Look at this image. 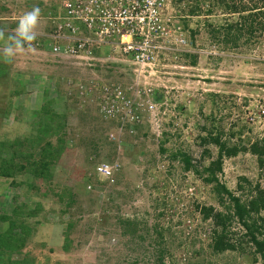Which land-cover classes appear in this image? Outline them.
I'll list each match as a JSON object with an SVG mask.
<instances>
[{
  "label": "rangeland",
  "instance_id": "1",
  "mask_svg": "<svg viewBox=\"0 0 264 264\" xmlns=\"http://www.w3.org/2000/svg\"><path fill=\"white\" fill-rule=\"evenodd\" d=\"M51 2L0 0V32L6 37L26 11L39 7L41 14ZM224 4L253 3L172 2L173 32L186 45L142 79L152 93L139 100L141 123L117 140L111 134L118 128L84 92L94 80L132 79L128 67L61 61L37 38L10 62L0 58V156L16 166L0 176V218L7 219L0 235L11 222L15 233L0 242V264H157L159 247L163 264H264L248 247L213 253L210 222L199 213L204 205L222 210L204 181L217 148L202 138L211 133L244 146L264 138V29L255 43L233 47L222 27L244 13ZM216 178L242 198L241 178L264 188V170L249 152L224 158ZM240 229L234 220L232 231Z\"/></svg>",
  "mask_w": 264,
  "mask_h": 264
},
{
  "label": "built area",
  "instance_id": "2",
  "mask_svg": "<svg viewBox=\"0 0 264 264\" xmlns=\"http://www.w3.org/2000/svg\"><path fill=\"white\" fill-rule=\"evenodd\" d=\"M174 1L52 0L40 14L42 30L36 32L35 45L46 47L53 57L84 61L88 66L109 59L129 68L132 79L94 80L84 92L99 117L118 128L111 140L136 132L141 123L139 100L152 93L142 79L161 59L186 45L173 32L168 9ZM152 108L149 104L148 110ZM97 170L110 174L105 165Z\"/></svg>",
  "mask_w": 264,
  "mask_h": 264
},
{
  "label": "trees",
  "instance_id": "3",
  "mask_svg": "<svg viewBox=\"0 0 264 264\" xmlns=\"http://www.w3.org/2000/svg\"><path fill=\"white\" fill-rule=\"evenodd\" d=\"M252 3L251 7L236 6L235 4L223 5L225 9L231 12L244 13L240 15L241 20L236 22V24L222 27L225 34L223 36L224 40L228 36H231L233 38V47H236L238 41L241 39H244V45L255 43L260 37L257 33L264 29V0H252ZM202 142L204 144H213L217 148L216 158L211 159L208 166L204 169L206 173L204 181L207 184L214 185L213 191L216 194L219 206L222 208V210H218L211 205H204L199 210L202 219L209 221L211 225L210 248L213 253L219 254L226 251H243L248 247L264 263V188L259 183L252 185L246 178H241L246 187L242 188L239 184V188L246 192L245 197L242 198V196L235 195L228 190L216 178V175L222 171L223 159L235 157L241 152H249L255 156L258 169L264 170V138L255 140L249 146L229 145L226 141L220 140L218 136L209 133L202 138ZM9 146V144L5 145L6 148ZM204 153L209 155L210 158L209 150H204ZM180 155L186 163V168L191 167L189 158L186 155ZM15 168L16 166L10 164L9 160L3 159L0 156V176L10 177L13 173L12 170ZM72 201H70V204ZM0 220L6 221L7 219L1 217ZM234 220L241 227L238 231L242 232L238 234L232 231V222ZM128 224L134 225L133 222H127ZM12 225L13 223L11 222L8 232L0 235L1 243L6 244L11 239L15 240L9 233L13 230ZM12 233L15 234L13 231ZM156 234L159 237L158 239H160L159 243L161 245L162 236L158 232ZM233 235L235 238L232 237ZM163 255L164 250L159 247L157 249V264H163Z\"/></svg>",
  "mask_w": 264,
  "mask_h": 264
},
{
  "label": "clouds",
  "instance_id": "4",
  "mask_svg": "<svg viewBox=\"0 0 264 264\" xmlns=\"http://www.w3.org/2000/svg\"><path fill=\"white\" fill-rule=\"evenodd\" d=\"M39 17L40 8L33 7L19 18L11 34L5 37L3 32H0V39L4 40L3 49L0 51V58H2L4 62H10L11 59L22 50L25 44L36 39V28L38 26Z\"/></svg>",
  "mask_w": 264,
  "mask_h": 264
},
{
  "label": "crops",
  "instance_id": "5",
  "mask_svg": "<svg viewBox=\"0 0 264 264\" xmlns=\"http://www.w3.org/2000/svg\"><path fill=\"white\" fill-rule=\"evenodd\" d=\"M40 26H41V25H38V26H37V28H36V29H37L36 32H39L40 30H42V28H40Z\"/></svg>",
  "mask_w": 264,
  "mask_h": 264
}]
</instances>
